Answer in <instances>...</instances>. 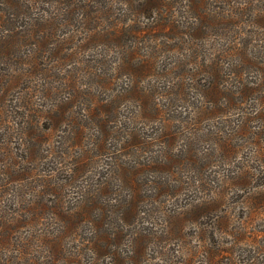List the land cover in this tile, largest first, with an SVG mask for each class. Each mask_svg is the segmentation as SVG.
I'll list each match as a JSON object with an SVG mask.
<instances>
[{"label": "trees", "instance_id": "trees-1", "mask_svg": "<svg viewBox=\"0 0 264 264\" xmlns=\"http://www.w3.org/2000/svg\"><path fill=\"white\" fill-rule=\"evenodd\" d=\"M0 61V264L167 256L219 212L189 192L199 146L264 139V0H0Z\"/></svg>", "mask_w": 264, "mask_h": 264}, {"label": "rangeland", "instance_id": "rangeland-1", "mask_svg": "<svg viewBox=\"0 0 264 264\" xmlns=\"http://www.w3.org/2000/svg\"><path fill=\"white\" fill-rule=\"evenodd\" d=\"M124 9H129V6H125ZM58 44L60 45V43ZM100 45L93 46L90 52L104 54L105 50H101L103 46ZM6 67L7 65L0 61V70H4ZM152 80L133 76L123 77L119 83L122 85L126 82H139L152 85ZM126 100L124 99V101ZM128 107L129 104H125L122 111L129 110ZM245 117L246 115H243L242 120ZM224 119H218L216 122L220 125V121ZM229 119L237 122L241 120V117L239 118V114H233ZM259 124L253 125L259 126ZM225 125L219 128V135L227 136L228 126ZM244 136L246 135H240L236 140L230 138L232 143H236V141L239 143L243 139L240 142L243 146L238 147L236 153L231 156L226 154V149L220 143L206 142L199 146L201 147L199 155L209 158L202 163L206 174L204 179H201L203 182L196 181V187L191 188L189 192L194 198L200 200H198L200 204L206 203L200 206H209L218 202L216 208H219V212L214 213L215 215L209 214L204 218L199 217L197 223L192 219V215L186 216L187 221L183 220L185 216H181L177 224L184 225L182 237L180 240H173L174 242L170 244L171 247H167L175 250H167L166 254L168 253V255L159 258L158 251L163 242L159 243V239L151 240L152 237H150L149 244L145 247L146 254L140 257L139 264H164L170 259L176 261L182 258L185 263L189 264H264V139H260L255 149L252 148L255 147V143L245 140ZM228 145L231 146L229 141ZM251 170H256L254 171L255 177L248 174L246 178L249 182H246L244 177L247 171ZM196 179H200L199 176ZM193 180L194 178H192ZM201 185L202 188H198ZM194 211L202 213V211H206V208L197 207ZM169 212H162L163 226L158 227V232L167 231L172 240L175 235L171 234V230L176 225L174 224L175 218L171 220ZM202 231L209 232L204 236ZM212 233L215 235L214 240ZM132 247L135 248L131 245L129 246L130 250Z\"/></svg>", "mask_w": 264, "mask_h": 264}]
</instances>
